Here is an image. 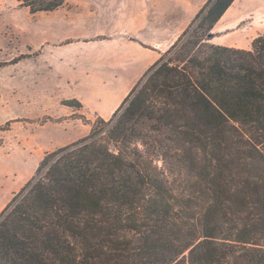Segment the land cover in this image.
I'll return each mask as SVG.
<instances>
[{
    "label": "trees",
    "instance_id": "1",
    "mask_svg": "<svg viewBox=\"0 0 264 264\" xmlns=\"http://www.w3.org/2000/svg\"><path fill=\"white\" fill-rule=\"evenodd\" d=\"M233 2L207 0L110 118L44 155L0 211V264H264V32L213 43Z\"/></svg>",
    "mask_w": 264,
    "mask_h": 264
},
{
    "label": "rangeland",
    "instance_id": "2",
    "mask_svg": "<svg viewBox=\"0 0 264 264\" xmlns=\"http://www.w3.org/2000/svg\"><path fill=\"white\" fill-rule=\"evenodd\" d=\"M97 1L101 0H66L58 12L31 13L18 0H0V62L25 55L17 63L0 66V127L13 120L9 130L0 131V211L33 176L47 152L89 134L91 125L85 119L93 121L99 115L93 113L99 100L115 99L148 68L140 73L142 64L152 58L150 53H129L114 57L124 60L115 66L96 58L97 72H89L92 58L86 57V50L93 53L95 48L83 46L84 36L116 33L119 40L118 33L126 28L142 29L124 26L117 9L106 17H86L102 13L92 5ZM191 10L183 7L175 18L180 23ZM141 33L153 35L148 30ZM74 98L84 107L65 104Z\"/></svg>",
    "mask_w": 264,
    "mask_h": 264
},
{
    "label": "crops",
    "instance_id": "3",
    "mask_svg": "<svg viewBox=\"0 0 264 264\" xmlns=\"http://www.w3.org/2000/svg\"><path fill=\"white\" fill-rule=\"evenodd\" d=\"M206 2L207 0L199 2L193 0H101L97 1V4L92 2L94 7L98 6L97 13H102L90 12L86 17H106L110 10L117 9L124 26H127L125 24L127 23L130 27L142 29L138 32L126 28L118 33L121 35L119 40L115 38L116 33L100 32L95 36H84L80 41L84 44L83 46L95 48L93 53L86 50L89 52L86 57L92 58L87 64L89 72L96 74L97 62L93 61L96 58H102L106 60L105 63L115 66L120 65L124 60H116L114 57L128 56L129 53L137 55L150 53L152 58L142 64L141 73L159 57L161 51H165L174 43ZM183 7H189L192 10L188 13L186 20L183 19L179 23L175 17L178 10H182ZM60 9L45 12L54 13ZM146 30L153 33L152 37L141 33ZM212 31L214 35L211 41L215 44L249 49L253 39L264 32V0H234ZM101 36L104 38H100ZM136 80L137 76L126 84L124 91L115 96V99L104 103L99 100L93 108V113L106 119L111 117Z\"/></svg>",
    "mask_w": 264,
    "mask_h": 264
}]
</instances>
